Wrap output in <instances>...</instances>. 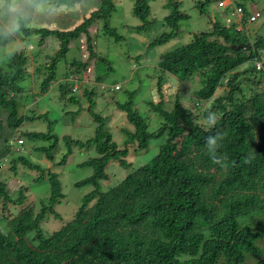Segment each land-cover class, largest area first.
Masks as SVG:
<instances>
[{"label":"trees","instance_id":"16d2710c","mask_svg":"<svg viewBox=\"0 0 264 264\" xmlns=\"http://www.w3.org/2000/svg\"><path fill=\"white\" fill-rule=\"evenodd\" d=\"M131 1L138 23L128 26L143 31L157 22L153 15L157 0ZM213 1L195 3L203 13ZM11 3L5 0L0 7V46L11 38L36 35L38 51L16 50L0 64V169L5 168L0 170V206L6 210L0 218V264H219L221 258L226 264H242L245 250L258 251L254 243L257 230L241 225L243 219L257 221L264 214V38L256 36L253 41L244 31L253 15L247 19L245 4L233 2L242 8L240 21H233L236 16L227 25L216 21L213 30L194 33L187 43L159 55L160 95L164 97L166 75L184 83L185 91L193 90L184 101L183 90L177 88L171 109L162 98L148 102L159 117L155 129L149 128L148 116L133 109L131 101L119 104L133 124L132 129L124 130L125 146L120 147L105 128L107 118L94 114L99 122L95 135L86 142H75L95 146L98 153L81 163L93 165L94 173L77 183L94 189L84 195L70 220L46 232L42 223L49 213L60 216L55 206L65 194L60 174L51 172L50 196L40 200L39 208L26 204L32 187L18 178L22 177L21 166L41 168L14 146H24L26 135L44 139L55 135L21 130L26 120L33 122L48 114L29 116L28 109L20 112L21 97L27 90L21 82L39 75L44 93L64 79L61 95L72 101H77L79 92L92 100L100 91L121 90V83H106L101 75L94 81L86 77L90 64L99 69L96 47L100 31L117 40L122 37L110 22L117 0H17L15 8ZM161 3L164 1L155 9ZM233 3L226 8L229 14ZM35 6H52L56 12L40 18L44 12ZM78 6L79 13L74 11ZM61 7L74 12L59 14ZM163 7L169 9L163 17L168 30L152 39L149 49L178 38L180 22L189 18L183 0H166ZM32 12L34 24L24 19ZM82 13L83 20L71 28ZM57 21L54 28L41 24ZM49 37L57 39L53 48L48 46ZM240 43L249 46L234 47ZM71 49L75 54L63 66L64 75L58 77L57 65ZM41 54L44 63L35 58ZM259 60L262 68L256 66ZM91 100L89 108L93 107ZM182 105L192 106L201 119L208 109L218 115L217 127L226 136L216 155L225 158L227 167L213 162L205 148L207 133ZM162 137L165 141L150 162L133 169L109 190H101V181L109 178L106 168L110 160L128 166L131 146L147 149L152 139ZM54 146L44 149L51 161ZM66 161L67 156L62 163ZM44 177L43 173L33 181L41 182ZM188 255L191 258L186 259Z\"/></svg>","mask_w":264,"mask_h":264},{"label":"rangeland","instance_id":"374dc122","mask_svg":"<svg viewBox=\"0 0 264 264\" xmlns=\"http://www.w3.org/2000/svg\"><path fill=\"white\" fill-rule=\"evenodd\" d=\"M162 1L166 3V0H157L153 3V15L157 16V22L151 24L149 29L140 31L128 26L138 23L137 18L132 12L133 2L131 0H117V8L112 13L110 22L122 37L117 40L115 36H110L100 31V37L96 47V64L99 62V69L97 70L95 68V64H90L91 71L89 69L86 77L87 79L90 77V80L94 81L97 75H101L103 77L102 81L106 83H121V90L100 91V93L92 97V100L79 92L76 94L77 101H72L68 97L64 98L61 95L60 82L64 79H58L59 81L44 93L40 90L39 75L21 82L23 86L27 87V90L22 94L23 97H21L20 112L24 113L25 109H28L29 116H32L35 112L38 115L48 113L33 122L26 120L21 126V130L23 132H51L55 135L51 139L33 138L26 135L24 146L20 145V143H16L14 146L15 150L22 149V155L26 159H30L32 162L39 164L41 168L29 169L25 165L21 166L22 168L19 174H22V177L18 176V178H22L25 184L32 187L26 204H32L34 207L36 204L39 208L40 200H46L50 196L51 191L49 189L48 179L51 172L60 174L63 192L65 194L62 201L55 206L56 212L61 217L49 213L43 221L42 226L46 232H52L70 220L81 206L84 195L94 189L93 185L83 184L78 186L77 183L90 177L94 173L93 165L84 166L81 163L96 157L98 153L95 146L75 144L76 140L86 142L95 135L99 122L95 120L94 114H101L104 119L107 118L105 128L112 133L113 139L119 143L120 147L125 146L126 134L124 130L127 128L132 129L133 124L128 120V112L122 107H119V104H127L128 101H131L133 109L138 110L145 117L148 116L149 128L155 129L159 123V117L154 115L148 102H158L162 98L168 104V108L171 109L177 88L183 90L181 96L184 101L193 90L185 91L184 83L179 82L178 78L176 79L170 75H166L163 77L165 80L163 87L164 97L160 95L157 86L163 75L156 66L159 55L187 43L194 33L213 30V24L216 21L226 25L229 24L227 21L229 8L226 10V7L220 6L219 2L232 0H215L205 7V12L203 13L201 12V6L195 3L196 0H183V10L189 14V18L180 22L182 31L179 33L178 38L149 49L148 43L168 30V27L163 23V17L169 13V9H164V3L158 4V7L155 9V5ZM235 1H240L245 4L249 11L247 19L250 14L257 15L255 21H247L245 23L243 27L244 31L252 37L253 41L256 36H262L264 38V0ZM4 2L5 0H0V7H3ZM16 3L17 0H12V8L16 7ZM35 7H38V9L44 12L41 13L40 18H43L45 14L51 16L52 13L56 12V8L52 6ZM63 8H59V10H63L59 14L64 15L65 13L74 11L77 13L79 11L81 12L80 6L74 11ZM31 14L33 15V12L27 13L24 19L34 24V19H32ZM89 14L90 11L85 13L87 16ZM78 16V21L71 28L83 20L84 13ZM236 20L240 21L238 16ZM51 23L41 22V24L51 28L58 27L59 25V21L53 24ZM49 39L48 46L53 48L58 43L57 39L54 37H49ZM21 49L28 50L27 52L32 53L37 52L38 37L36 35L24 37L23 35L17 38H11L5 46H0V64H3L7 54ZM72 49L68 52L66 59H62L58 63V77L64 75L65 68L63 66L70 60L68 58H71L75 54V51ZM84 50L85 48L83 47ZM50 51L52 53V50ZM35 58L40 63L46 61L44 54L38 55ZM40 76H43V74L41 73ZM86 85H83V87ZM189 85L190 82L187 86L189 87ZM90 100L93 101L92 108H89ZM164 141L165 137L154 138L151 140L147 149L138 150L137 146H131L130 154L126 157L130 163L128 166H122L117 160H110L106 168L109 178L101 181V190H109L110 187L126 177L133 169L150 162L159 152L160 146ZM53 144H55L53 147L54 160L51 161L46 155L47 151L44 149L47 148L50 150L49 147ZM66 156V163H62L63 158ZM0 170H5V168ZM26 171L28 172L26 173ZM43 173L45 174L43 181H33ZM20 184H22V181H20ZM4 215H6V210L0 206V218ZM261 229L264 233V227ZM263 233L256 240V244L264 251V244L261 243V240H264L262 237L264 235Z\"/></svg>","mask_w":264,"mask_h":264},{"label":"clouds","instance_id":"9594fccd","mask_svg":"<svg viewBox=\"0 0 264 264\" xmlns=\"http://www.w3.org/2000/svg\"><path fill=\"white\" fill-rule=\"evenodd\" d=\"M230 2H235V0H232ZM238 6V5H236ZM229 8V7H227ZM233 8H230V11L232 12ZM230 12V13H231ZM230 15V14H229ZM233 21H236L234 19ZM255 21V20H254ZM182 107L187 111L190 115L194 117V122L199 121L196 126L200 129L204 130L207 135L204 138L205 148L208 152V154L211 156L214 163L221 165L222 167H227V165L224 163L225 158L224 157H218L216 155L217 150L221 146L222 140L225 138L226 133L220 131L217 127V123L219 120L218 115L213 112L211 109L206 110V114L201 119L199 114L193 111L192 106L190 105H182ZM247 162V161H246Z\"/></svg>","mask_w":264,"mask_h":264},{"label":"crops","instance_id":"0c3cea01","mask_svg":"<svg viewBox=\"0 0 264 264\" xmlns=\"http://www.w3.org/2000/svg\"><path fill=\"white\" fill-rule=\"evenodd\" d=\"M261 220L255 221L254 219H243L242 221V227L245 226H252L254 229L257 231V235L254 239V243L256 244V240L260 237V234L263 233L262 229L264 227V214L261 216ZM264 234V233H263ZM264 238V235H262ZM261 243L264 244V240H261ZM257 245V244H256ZM258 246V245H257ZM259 250L258 251H250V250H245L244 251V257L242 264H257L258 262L264 260V251L258 246ZM191 258V256H186V259ZM219 264H226V260L222 259L219 261Z\"/></svg>","mask_w":264,"mask_h":264},{"label":"built area","instance_id":"2783aa9c","mask_svg":"<svg viewBox=\"0 0 264 264\" xmlns=\"http://www.w3.org/2000/svg\"><path fill=\"white\" fill-rule=\"evenodd\" d=\"M232 2H230V1H220L219 2V5L220 6H222V7H229L230 6V4H231ZM232 8H233V10H232V12L230 13V15L227 17V21L228 22H231L232 21V19H231V17L232 16H238V18L241 20V16H242V8L241 7H239V6H236L234 3H233V6H232ZM257 19V15H255V14H253L251 17H250V21H254V20H256ZM256 66L258 67V68H262V62L259 60V61H257V63H256ZM120 86H115V88L116 89H118ZM19 142H22L21 140H19Z\"/></svg>","mask_w":264,"mask_h":264},{"label":"water","instance_id":"95a60500","mask_svg":"<svg viewBox=\"0 0 264 264\" xmlns=\"http://www.w3.org/2000/svg\"><path fill=\"white\" fill-rule=\"evenodd\" d=\"M242 46L248 47L249 44H247V43H240L239 45H236V46H234V47H235V48H239V47H242Z\"/></svg>","mask_w":264,"mask_h":264}]
</instances>
